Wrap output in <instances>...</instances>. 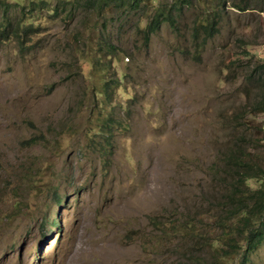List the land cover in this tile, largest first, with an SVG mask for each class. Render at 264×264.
<instances>
[{
  "label": "rangeland",
  "instance_id": "1",
  "mask_svg": "<svg viewBox=\"0 0 264 264\" xmlns=\"http://www.w3.org/2000/svg\"><path fill=\"white\" fill-rule=\"evenodd\" d=\"M30 1L0 3V264H213L199 240L217 233L225 163L264 166V87L251 74L264 63V4L226 0L196 56L193 28L216 0H194L150 39L139 14L47 0L60 11L30 20ZM106 39L120 82L100 108L92 89L107 74L91 62ZM190 217L202 237L162 232ZM249 259L220 264H264V241Z\"/></svg>",
  "mask_w": 264,
  "mask_h": 264
},
{
  "label": "trees",
  "instance_id": "2",
  "mask_svg": "<svg viewBox=\"0 0 264 264\" xmlns=\"http://www.w3.org/2000/svg\"><path fill=\"white\" fill-rule=\"evenodd\" d=\"M77 1L74 0V3ZM150 1L85 0L83 4H79V8L93 9L103 16L110 11H116L118 14H126L127 16L129 14L145 16L147 23L143 32L145 38L150 39L165 23L175 27L177 25V17L183 9L194 2V0H170V2L166 3L160 2L156 5V8L153 7L151 9ZM255 1L264 4V0ZM216 2V7L212 11H207L201 17L198 25L193 28L192 40L194 55L196 56L200 55V51L204 49L207 41L218 33V26L222 19V10L226 4V0H216ZM48 7L47 0H31L27 9L30 15L29 19H33L34 13L44 10H48L50 15H56L61 9V4ZM235 7L246 9V7L238 4ZM32 23L33 21H30L23 26V34H26L27 30H30ZM117 52V46L109 39H106L100 42L98 48L95 50L96 56L92 59L93 64L91 62L93 71L101 69L107 74L102 88L93 87L92 89L96 101H100V105L98 106L100 108L101 105H109L108 102L112 98L111 91L116 87L115 83L120 82L119 78L114 79L107 73L112 67V59L114 60ZM251 74H253L256 82L264 87V63L255 65ZM96 103L98 104V102ZM258 106V110H264V93ZM102 122L107 130L100 133L106 135V132H109L111 129L112 119L110 115L103 119ZM250 162L246 156L236 154L230 156L225 163L227 167V172L225 173L228 175L227 179L230 180V189L223 199L224 202L212 208L214 212L212 211L210 217L214 221L213 227L217 233L213 232V236L210 239L205 240L203 238L205 241H202V238L199 240V243L211 247L213 264H220L222 260L230 262L235 256L240 255L249 261L250 254L264 241V166L258 164L251 165ZM251 180L260 181V187L258 189H251L249 184H247ZM162 232L173 235L174 239L175 235L180 234H184L186 237L191 236L192 238H196L197 236L202 237L200 236L201 233L199 232L198 225L192 217L187 221L179 224L176 223V225L171 227L169 226V229H163Z\"/></svg>",
  "mask_w": 264,
  "mask_h": 264
}]
</instances>
